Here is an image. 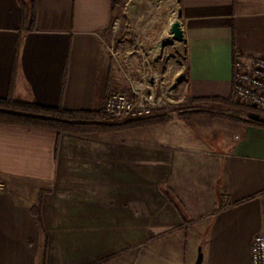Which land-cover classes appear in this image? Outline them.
<instances>
[{
  "label": "crops",
  "instance_id": "obj_1",
  "mask_svg": "<svg viewBox=\"0 0 264 264\" xmlns=\"http://www.w3.org/2000/svg\"><path fill=\"white\" fill-rule=\"evenodd\" d=\"M25 1L36 9L28 33L18 0H0V99L102 112L125 74L139 75L140 48L106 40L116 0ZM176 12L185 41L161 52L187 65L180 100L229 97L236 53L264 58V0H178ZM0 183V264L122 253L126 264H195L199 248L203 264H253L264 128L220 115L105 134L0 122Z\"/></svg>",
  "mask_w": 264,
  "mask_h": 264
},
{
  "label": "built area",
  "instance_id": "obj_2",
  "mask_svg": "<svg viewBox=\"0 0 264 264\" xmlns=\"http://www.w3.org/2000/svg\"><path fill=\"white\" fill-rule=\"evenodd\" d=\"M168 31L165 26L164 33ZM166 43L172 40H163ZM161 51L153 57L142 53L139 75H126L127 86L112 89L103 105L102 122L125 123L147 120L160 111H166L176 101L177 87L184 81L187 65L177 52ZM162 65L158 68V61ZM234 92L241 104L264 113V58L236 53L234 60ZM5 185L0 183V190ZM251 257L253 264H264V233L255 237Z\"/></svg>",
  "mask_w": 264,
  "mask_h": 264
},
{
  "label": "trees",
  "instance_id": "obj_3",
  "mask_svg": "<svg viewBox=\"0 0 264 264\" xmlns=\"http://www.w3.org/2000/svg\"><path fill=\"white\" fill-rule=\"evenodd\" d=\"M21 9V28L25 33L35 28L36 9L33 2L18 0ZM195 103H211L221 105L229 111L246 113L264 118V113L237 102L235 92L227 98H211L191 100ZM217 114L203 111H194L190 114H183L181 117L186 120H193L204 116H216ZM228 118L240 121L246 125L263 127L264 122L251 119H242L232 113H227ZM103 112H82L69 111L62 107L47 108L33 102L18 100L0 99V122L12 125L33 127L53 130L58 133L70 132L78 134H105L119 132L130 128L143 127L146 125L162 124L170 120L167 115H158L154 118L136 122L105 123L102 122Z\"/></svg>",
  "mask_w": 264,
  "mask_h": 264
},
{
  "label": "rangeland",
  "instance_id": "obj_4",
  "mask_svg": "<svg viewBox=\"0 0 264 264\" xmlns=\"http://www.w3.org/2000/svg\"><path fill=\"white\" fill-rule=\"evenodd\" d=\"M127 1L128 0H116V8H118V11H116L113 15L110 27L106 31V40L110 44V47H113V43L116 47L117 45L115 43L123 41L122 44L124 45L119 46V48L132 49L135 47L137 49L139 47V51L141 52L140 56L144 53L153 57L157 54V52L159 53L163 50V46L166 45V42L162 40V34L165 26L168 27L167 23L169 19L177 13L178 0H134L131 4H128ZM129 40L131 41L127 44V41ZM173 52L174 49L171 48L165 50V53ZM162 54L163 53L161 52V56L157 59H161ZM123 55L124 53L121 52L120 57L123 58ZM157 64H159V61ZM161 65L162 63H160L157 67L160 68ZM182 99L183 98L180 100L179 94H177V103L168 108L166 111L158 112L155 116L167 115L170 120L183 119V117H181L183 114H190L194 111H203L214 113L217 114L216 116L220 115L223 117H227V115H225L227 113H232L242 119H250L249 114L229 111L221 105L211 103L198 104L195 102H189L188 99ZM236 100L239 102L237 98ZM228 119L232 120L231 118ZM125 255V253L118 254L117 256L102 262V264H107L108 261H111L112 259H118L120 264H126Z\"/></svg>",
  "mask_w": 264,
  "mask_h": 264
},
{
  "label": "water",
  "instance_id": "obj_5",
  "mask_svg": "<svg viewBox=\"0 0 264 264\" xmlns=\"http://www.w3.org/2000/svg\"><path fill=\"white\" fill-rule=\"evenodd\" d=\"M168 31H166L162 37V40H172L177 43H183L185 41V32L184 28L182 26L181 20H180V14H175L173 17H171L167 23ZM249 118L255 121L264 122V118L249 115ZM204 261V255L199 248V253L197 260L195 264H203Z\"/></svg>",
  "mask_w": 264,
  "mask_h": 264
}]
</instances>
